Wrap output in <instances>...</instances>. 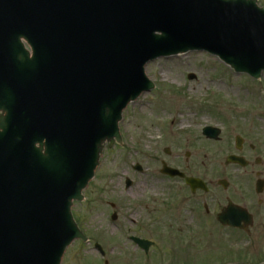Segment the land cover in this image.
<instances>
[{
	"label": "water",
	"instance_id": "water-1",
	"mask_svg": "<svg viewBox=\"0 0 264 264\" xmlns=\"http://www.w3.org/2000/svg\"><path fill=\"white\" fill-rule=\"evenodd\" d=\"M188 52L259 79L264 8L256 0H0V264H60L74 240L87 241L71 207L84 200L104 144L122 143V111L154 88L145 65ZM202 135L217 141L220 131ZM228 164L244 166L235 156ZM160 173L182 176L165 164ZM216 220L250 224L236 206Z\"/></svg>",
	"mask_w": 264,
	"mask_h": 264
},
{
	"label": "rangeland",
	"instance_id": "rangeland-1",
	"mask_svg": "<svg viewBox=\"0 0 264 264\" xmlns=\"http://www.w3.org/2000/svg\"><path fill=\"white\" fill-rule=\"evenodd\" d=\"M256 1L264 8V0ZM145 75L155 88L125 108L119 123L122 144L104 146L85 201L72 207L88 242H72L61 264H264L260 232L244 237L224 231L215 219L175 217L165 210L160 189L168 182L159 173L163 162L182 170L193 166V175L213 188L222 178L229 182L240 175L224 165L237 153L236 136L253 143L251 157L264 163V153L257 150L264 146V73L255 81L207 53L188 52L148 63ZM204 127L220 129V140L205 139ZM125 179L132 182L129 189ZM230 181L238 188V179ZM216 197L223 205L224 197ZM250 203L253 209L256 200ZM131 237L151 243L146 253Z\"/></svg>",
	"mask_w": 264,
	"mask_h": 264
},
{
	"label": "flooded vegetation",
	"instance_id": "flooded-vegetation-1",
	"mask_svg": "<svg viewBox=\"0 0 264 264\" xmlns=\"http://www.w3.org/2000/svg\"><path fill=\"white\" fill-rule=\"evenodd\" d=\"M255 147L253 143H245L244 139L240 138L239 148L236 149L235 147L237 153L231 155L242 158L244 166L238 164L225 166L232 167L235 173L240 174L239 176L232 177V179L235 178L240 181L238 188L233 187L230 181L232 180L231 178H227L229 182L224 178L218 180L215 184L216 186L213 188L210 182L207 183L205 180L193 175V166L185 167L183 170L179 166H170L178 170L182 174V177L171 178L163 176L168 182L167 186L160 189L162 191L161 200L165 210L175 217L212 218L216 221V216L223 208L231 205L238 206L250 216V224L246 230H242V228L222 227L217 224L224 231L234 232L244 237L252 236L255 231L264 235V163L259 156L251 157V154L255 151ZM263 147L262 145L257 147L259 153H264ZM164 153L168 157L171 156L168 149H165ZM177 157V155L174 156V158ZM185 157L187 161L189 154L186 153ZM186 179H199L203 182L204 187L202 189L194 188L187 183ZM222 181L225 186L220 185ZM216 195L224 197L223 205L217 200ZM250 199L256 200V206L253 209L250 207ZM153 200L155 201V199ZM153 200L152 202H154ZM164 201L165 203H163ZM110 207L113 209L114 205L111 204ZM216 209L217 211H215ZM241 227H243V224H241Z\"/></svg>",
	"mask_w": 264,
	"mask_h": 264
}]
</instances>
